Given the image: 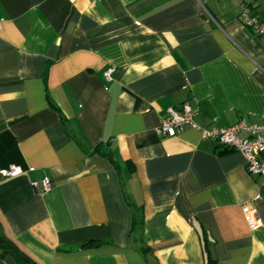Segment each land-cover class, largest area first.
I'll list each match as a JSON object with an SVG mask.
<instances>
[{
    "label": "crops",
    "instance_id": "0c3cea01",
    "mask_svg": "<svg viewBox=\"0 0 264 264\" xmlns=\"http://www.w3.org/2000/svg\"><path fill=\"white\" fill-rule=\"evenodd\" d=\"M243 4L264 21V0H0V170L23 168L0 174V234L39 264H264V179L156 130L184 102L203 128L262 121Z\"/></svg>",
    "mask_w": 264,
    "mask_h": 264
},
{
    "label": "built area",
    "instance_id": "2783aa9c",
    "mask_svg": "<svg viewBox=\"0 0 264 264\" xmlns=\"http://www.w3.org/2000/svg\"><path fill=\"white\" fill-rule=\"evenodd\" d=\"M239 18L244 26L251 28L254 33L264 36V21L249 12V6L243 4ZM110 71L105 72L106 78H110ZM185 125H190L200 130L202 137L216 141L218 144L240 152L244 157V165L248 173L259 175L264 179V118L258 123H247L240 120L225 127L203 128L193 120V111L188 102L181 105V111L173 107L167 108V115L157 127L159 134L175 135ZM23 172V168L16 164H9L0 170L2 177H15ZM42 190L50 189L52 182L49 176H43L39 181ZM36 189L37 183L32 182ZM244 218L254 227L258 224L253 207L242 205Z\"/></svg>",
    "mask_w": 264,
    "mask_h": 264
},
{
    "label": "trees",
    "instance_id": "16d2710c",
    "mask_svg": "<svg viewBox=\"0 0 264 264\" xmlns=\"http://www.w3.org/2000/svg\"><path fill=\"white\" fill-rule=\"evenodd\" d=\"M141 227V215L135 213L132 220V231ZM12 256L19 264H39L30 258L5 234H0V256ZM206 264H215V260L207 256Z\"/></svg>",
    "mask_w": 264,
    "mask_h": 264
}]
</instances>
